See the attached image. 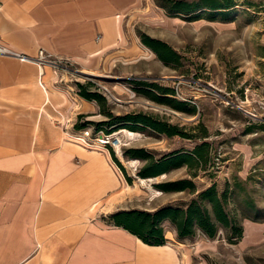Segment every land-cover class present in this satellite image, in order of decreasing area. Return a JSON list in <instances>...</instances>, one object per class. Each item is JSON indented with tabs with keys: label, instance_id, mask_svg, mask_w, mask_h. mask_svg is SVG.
I'll list each match as a JSON object with an SVG mask.
<instances>
[{
	"label": "rangeland",
	"instance_id": "rangeland-1",
	"mask_svg": "<svg viewBox=\"0 0 264 264\" xmlns=\"http://www.w3.org/2000/svg\"><path fill=\"white\" fill-rule=\"evenodd\" d=\"M181 1L202 4L204 0ZM218 1L220 7H231L216 11L203 8L185 16L170 15L169 9L162 7L170 6L166 0H143L123 18V34L116 48L79 64L65 61L57 74L51 67L47 70L50 77L53 72L57 76L64 108L71 107V98L79 100L78 116L69 124L75 136L82 132L76 131L75 125L89 121L93 123L85 130L92 129L99 137L107 131L97 126L106 120L98 103L80 95L79 85L90 84L93 91L107 98L115 114H149L179 126L191 137H169L151 129L132 131L137 133L132 137L121 130L113 134L112 142L120 140L123 154L128 149L144 148L157 161L177 152L192 153L199 145L210 143L207 165L176 168L145 183L138 173L148 162L125 156L122 160L113 146L98 150L111 154L117 172L127 183L126 175L133 178L126 211L186 206L214 184L224 191L228 183L234 186L237 178L244 181L237 190L238 203L230 208L239 211L243 239L232 244L223 230L215 239L199 234L182 243L186 252L189 250L190 264H264V0ZM142 34L168 43L180 61L165 64L145 45ZM168 90L175 95L162 94ZM157 97L166 100L160 103ZM175 101L184 112L169 105ZM194 109L196 114H192ZM81 115L87 117L81 119ZM132 160L134 164L129 163ZM183 179L193 180L199 192L164 193L156 187ZM246 198H253L261 209L256 221L243 217L252 213ZM173 233L170 228L169 237Z\"/></svg>",
	"mask_w": 264,
	"mask_h": 264
},
{
	"label": "crops",
	"instance_id": "crops-1",
	"mask_svg": "<svg viewBox=\"0 0 264 264\" xmlns=\"http://www.w3.org/2000/svg\"><path fill=\"white\" fill-rule=\"evenodd\" d=\"M142 2L0 0V45L79 64L116 48ZM56 77L46 69L43 86L35 61L0 55V264H190L176 232L151 246L117 226L132 186L75 140L79 100L63 93L64 108Z\"/></svg>",
	"mask_w": 264,
	"mask_h": 264
},
{
	"label": "trees",
	"instance_id": "trees-1",
	"mask_svg": "<svg viewBox=\"0 0 264 264\" xmlns=\"http://www.w3.org/2000/svg\"><path fill=\"white\" fill-rule=\"evenodd\" d=\"M170 6L164 5L170 15L183 14L190 16L198 13L203 8L216 11L219 9H229L228 7H220L218 0H204L200 3H188L181 0H166ZM142 39L158 58L165 64L170 65L178 63L181 59L180 55L166 42L152 38L142 34ZM137 85H144L143 82H136ZM156 89V85H150ZM80 95L88 101H95L101 109V114L106 117L105 121L97 124L100 128H106L105 135H112L123 129L131 131H143L151 129L160 134H166L169 137L181 136L186 139L191 137L184 133L179 126L172 125L169 122L162 121L159 118L145 113H129L126 115H117L113 112L108 103L107 98L96 91H93L92 85L80 84ZM173 91H165L164 95H175ZM164 98V97H162ZM156 101L164 103L161 98ZM170 102V101H167ZM176 102V104H175ZM169 103L178 111L184 112L180 102L175 101ZM194 109L192 114H196ZM81 115V119L86 118ZM93 122L77 123L76 131H83ZM211 144L208 142L199 145L192 153L177 152L166 156L160 160L155 159L144 148H132L125 151L124 156L129 159H139L148 162V165L142 168L138 176L141 179H152L165 174H169L173 169L182 168L184 166L194 168L195 165L209 163V152ZM114 154V153H113ZM116 158V157H115ZM116 160V159H115ZM120 168L126 173L125 167L116 160ZM197 175H195L196 177ZM126 179L130 185L133 184V178L126 175ZM244 181L236 179L234 186L227 184L224 191L218 189V185L214 184L202 192L198 193V187L191 179H183L175 182H165L156 187L164 193H182L189 191L197 194L186 206L168 205L161 207L155 211L146 210H130L121 211L112 216L117 226L123 227L134 235L138 236L144 243L151 246H164L168 243L167 234L170 231L176 232L178 240L184 242L192 240L199 234H203L210 239H215L221 231H226L229 242L238 243L244 237V227L241 223L238 210H231L232 205H236L239 199L237 190L242 188ZM249 197V196H248ZM247 199V198H246ZM247 207L251 214H243L245 219L257 220V216L261 213V209L256 205L253 198L247 199ZM264 221V218L262 219ZM168 225L170 228H168Z\"/></svg>",
	"mask_w": 264,
	"mask_h": 264
},
{
	"label": "built area",
	"instance_id": "built-area-1",
	"mask_svg": "<svg viewBox=\"0 0 264 264\" xmlns=\"http://www.w3.org/2000/svg\"><path fill=\"white\" fill-rule=\"evenodd\" d=\"M0 55L14 56V57L21 59L22 61H35L41 69L40 83L43 86H44V83L42 79L45 76L46 69L48 67L55 69V73L57 74L58 73L57 71L63 67V64L65 63V61H70V60H65V59L54 57L53 55H50L49 53L43 50L39 52V55L37 58L32 59L25 55H20L18 53H15L2 45H0ZM67 122L68 124L72 123V121L69 119L67 120ZM114 138L115 137L113 134L108 135V136L103 134L101 137H99L97 136V134L93 133L92 129L84 130L76 136V139L78 140V142L92 149H106L108 147L110 148L111 146L120 148L122 146V143L120 142L119 139L116 140L115 142H112Z\"/></svg>",
	"mask_w": 264,
	"mask_h": 264
},
{
	"label": "bare ground",
	"instance_id": "bare-ground-1",
	"mask_svg": "<svg viewBox=\"0 0 264 264\" xmlns=\"http://www.w3.org/2000/svg\"><path fill=\"white\" fill-rule=\"evenodd\" d=\"M90 74H92L93 75V73L92 72H89ZM85 74V73H84ZM85 75H87V74H85ZM89 76H91V75H89ZM95 77V76H94ZM122 132L123 133H127L128 135H130V136H136L137 135V133H135V132H132V131H129V130H126V129H123L122 130ZM117 152H118V156L123 160L124 159V154H123V152H122V149L121 148H117ZM129 163H132V164H134V161L132 160L131 162H129ZM142 181V183H145V179L144 180H141ZM148 181V180H147ZM150 181V180H149ZM145 185V184H144ZM154 190V189H153ZM155 193H157V194H159V195H161V194H163L161 191H156L155 190ZM158 195V196H159Z\"/></svg>",
	"mask_w": 264,
	"mask_h": 264
},
{
	"label": "water",
	"instance_id": "water-1",
	"mask_svg": "<svg viewBox=\"0 0 264 264\" xmlns=\"http://www.w3.org/2000/svg\"><path fill=\"white\" fill-rule=\"evenodd\" d=\"M83 74V73H82Z\"/></svg>",
	"mask_w": 264,
	"mask_h": 264
}]
</instances>
